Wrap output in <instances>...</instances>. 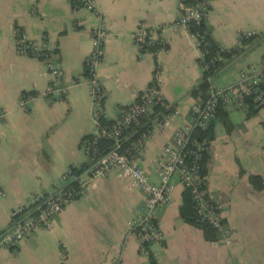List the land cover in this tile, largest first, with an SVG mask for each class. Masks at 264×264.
Instances as JSON below:
<instances>
[{"label": "crops", "instance_id": "1", "mask_svg": "<svg viewBox=\"0 0 264 264\" xmlns=\"http://www.w3.org/2000/svg\"><path fill=\"white\" fill-rule=\"evenodd\" d=\"M74 1L76 5L71 0H0V232L18 204L36 192H55L63 173L89 162L81 141L95 133L96 125L84 62L99 16L108 33L95 74L104 92L106 119L113 121L135 102L151 82L155 66L161 67V95L174 115L153 130L136 156L151 181L158 182L155 162L164 145L191 123V108L202 99L193 93L202 76L199 48L189 32L173 26L185 6L180 0H95L98 12ZM141 23L156 30L164 50L139 52L133 34ZM205 23L224 49L237 47L241 32L256 34L216 74L227 71L234 83L242 70L263 61L264 0H210ZM16 28L56 53L54 62L68 86L59 97L39 95L51 75L39 58L17 53ZM210 86L212 91V81ZM23 94L34 96L27 110L18 105ZM220 110L234 126L227 133L216 114L204 176L207 195L224 206L229 243L219 234L217 240H207L201 229L183 220L179 208L184 188L173 175L171 205L156 213L164 240L149 246L148 257L141 255L136 238L128 235V221L137 216L144 193L111 174L93 178L51 228L1 249L0 264H59L62 253L67 264H264V111ZM252 174L262 178L263 188L253 187Z\"/></svg>", "mask_w": 264, "mask_h": 264}, {"label": "built area", "instance_id": "2", "mask_svg": "<svg viewBox=\"0 0 264 264\" xmlns=\"http://www.w3.org/2000/svg\"><path fill=\"white\" fill-rule=\"evenodd\" d=\"M78 2L80 7L98 12L95 0H78ZM208 10L209 0H195L193 5L182 6V11L173 22V26L189 32V24L191 22L199 24L206 18ZM99 18L100 23L91 30L92 49L84 62L86 71L84 81L90 88L92 116L96 125L95 133L81 141L89 162L79 172H74L77 167L71 166L63 173L60 178L61 185L55 192L51 194L36 192L13 208L9 224L0 232V250L17 246L39 229L51 228L63 208L81 195L93 178L107 177L111 174L127 179L129 187H137L144 193L143 203L139 207L137 216L128 221V235L136 238L141 255L148 257L149 246L160 244L164 240V233L156 213L160 208L171 205L173 175H177L183 188L190 191L193 208L199 217L211 224L221 241L229 243L231 230L223 220L224 206L211 200L205 189L201 161L207 140L200 139L195 132H203L210 126L220 105L231 106L245 114L251 109L264 111V59L242 70L234 83L210 91L206 98L194 103L191 108V123L176 130L173 141L164 145L162 155L157 158L155 167L158 182H153L138 165L136 156L145 148V143L153 134V130L166 125L174 115L173 111H166L169 106L161 95L159 83L161 67L158 64L155 66L151 82L135 102L122 109L110 126H100L98 116L102 109L104 92L95 70L102 60L103 43L108 32L103 16ZM155 32V29L148 28L142 23L138 26L133 34V41L139 52L142 53L143 47L152 46L155 41L159 44L153 51L155 54L166 48L165 42L155 37ZM189 33L199 48L201 59L204 52L201 51L200 45L204 36ZM255 35L254 31L239 33L237 45L242 47L243 38H251ZM15 36L17 53L39 58L51 75L50 82L39 95L54 98L63 94L68 86L62 83L60 65L54 62L56 56L54 50L45 44H35L26 39L18 28L15 29ZM214 59L225 61L220 54L214 56ZM212 61L213 59L210 62ZM198 64L201 72L208 67L206 63L198 62ZM72 83L76 84L78 81L73 80ZM33 97L32 94H23L18 101L19 108L27 110V102ZM150 114L153 115L151 125L140 130L139 135L132 142L127 143L129 136L125 132L127 130L129 132L133 126H138L141 120ZM105 139L110 140L112 144L102 151L99 142ZM59 264H67L65 253L61 254ZM114 264L118 263L115 261Z\"/></svg>", "mask_w": 264, "mask_h": 264}, {"label": "trees", "instance_id": "3", "mask_svg": "<svg viewBox=\"0 0 264 264\" xmlns=\"http://www.w3.org/2000/svg\"><path fill=\"white\" fill-rule=\"evenodd\" d=\"M210 1V0H209ZM72 5H76L77 3L74 0H71ZM195 2V0H180V3H182L183 5H193ZM189 32L191 33H198V34H203V38L201 41V45H200V49L201 51L204 52V56L200 59H198V62L200 64H208V67L206 70L202 71V76H201V82L199 84V86L197 87V89L194 90V94H199L202 98H206L211 90V86H210V79L213 75H215L218 71H220L225 64L227 63V60H229L232 56L237 55L239 53V51L241 50V47H235V48H231V49H224L222 48L218 43H216L214 41V39L212 38L211 34H210V30L208 28V26L205 23V19L201 20L199 24H195L194 22H191L188 26ZM250 38H243L242 42L249 40ZM158 41H155V43L152 46L149 47H143L142 51H155L158 48ZM222 55L225 58V61H219L214 59V56L216 55ZM213 59L212 62H210ZM221 105L218 107V112H217V117L218 119L221 121L222 125L225 128V131L228 133L233 129L234 124L232 123V121L230 120V118L228 117L226 112H223L220 110ZM157 110V109H156ZM168 111H172V109H167ZM165 111V112H166ZM256 111V109H251V111L247 114H251L252 112ZM152 114L148 115L151 117ZM146 117H144L141 120V123L138 126H133L132 128L129 129L125 132V134H127L129 136V140L127 141V143H130L133 141L134 138H136L139 133L141 132L140 130L149 127L151 125V119H145ZM145 119V123L143 125L142 122H144ZM98 121H99V125L100 126H110L112 124L113 121H110L108 119L105 118L103 111L99 112V116H98ZM212 124H210V126L203 132H195V135L198 136L200 139H206L207 140V144L205 145V149L203 150L202 153V161H201V166H202V174L204 175L206 172V167H205V163L208 157V148H209V143L210 141L213 139L214 137V133H213V122H211ZM101 144V145H100ZM111 141L110 140H102L99 142V148L102 151H105L106 149H108L111 146ZM86 165L85 164H81L80 167L75 168L74 172H79L80 170H82ZM250 181L253 185V187L255 189H261L263 188V180L260 176L258 175H250ZM179 213L180 216L183 218V220L199 229L202 230L203 232V236L205 237V239L207 240H211V241H215L218 239V233L217 231L211 226V224L206 221L203 220L199 217V215L196 213V211L193 208L192 205V197L190 194V191L188 189H184V193H183V202L182 205L179 208Z\"/></svg>", "mask_w": 264, "mask_h": 264}, {"label": "rangeland", "instance_id": "4", "mask_svg": "<svg viewBox=\"0 0 264 264\" xmlns=\"http://www.w3.org/2000/svg\"><path fill=\"white\" fill-rule=\"evenodd\" d=\"M211 81H212L213 86L216 88L225 87L233 83L232 75H230L227 71L221 72L220 74L213 75L210 82Z\"/></svg>", "mask_w": 264, "mask_h": 264}, {"label": "water", "instance_id": "5", "mask_svg": "<svg viewBox=\"0 0 264 264\" xmlns=\"http://www.w3.org/2000/svg\"><path fill=\"white\" fill-rule=\"evenodd\" d=\"M215 90V88L212 86V91H214Z\"/></svg>", "mask_w": 264, "mask_h": 264}]
</instances>
